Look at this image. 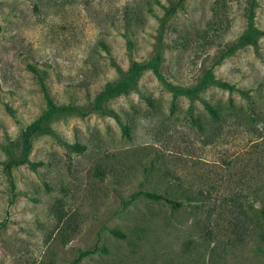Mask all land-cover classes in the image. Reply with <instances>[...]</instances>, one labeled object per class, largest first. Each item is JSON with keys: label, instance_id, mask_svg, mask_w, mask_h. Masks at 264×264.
Returning a JSON list of instances; mask_svg holds the SVG:
<instances>
[{"label": "rangeland", "instance_id": "rangeland-1", "mask_svg": "<svg viewBox=\"0 0 264 264\" xmlns=\"http://www.w3.org/2000/svg\"><path fill=\"white\" fill-rule=\"evenodd\" d=\"M246 2L185 0L160 44L169 0H0V264L80 252L77 264H264V38L213 65L244 31ZM253 10L264 30V0ZM155 54L175 86L210 70L237 91L173 97L145 71L106 103L113 115L54 116L31 138L34 166L8 175L22 130L48 109L35 74L55 107L89 108L116 67ZM140 190L178 206L140 196L123 208Z\"/></svg>", "mask_w": 264, "mask_h": 264}, {"label": "trees", "instance_id": "trees-1", "mask_svg": "<svg viewBox=\"0 0 264 264\" xmlns=\"http://www.w3.org/2000/svg\"><path fill=\"white\" fill-rule=\"evenodd\" d=\"M256 0H247L246 7L244 8L243 17L245 20V29L242 34L235 40V42L229 44L219 58L213 63V65L218 64L224 58L232 55L234 52L244 48L245 46L255 47L259 39L264 38V30H258L255 28L253 23V9L255 6ZM185 0H169L167 7L164 10L162 17L159 19V28H158V43H162L161 38L165 32L167 26V22L169 19L183 7V3ZM129 47V41H127ZM159 61L160 55L155 54V56L145 62H136L130 59L128 67L125 71L116 67V79L112 82H108L104 85L103 89L96 95L94 100L90 103L89 108L83 106H69L64 108H57L51 102L47 89L43 84V77L39 74H35L38 76V81L41 86V90L43 92V96L48 105V109L46 112L42 114V116L34 123L26 127L22 130L20 134L21 138V157L20 158H11L5 164V170L8 175H10V171L12 167L20 165V164H28L30 166H34V164L29 163L27 159L28 151L30 149V141L31 138L38 133L47 132V123L57 114H73L79 117H84L92 112H98L100 114H108L113 115L111 111L106 107V103L119 96H126L130 92L135 91L137 81L140 75L145 71H151L158 82L164 86L173 97L183 96L189 100H193L197 97V94L208 87H219L223 89H227L229 91H237L233 85L227 84L225 82H221L214 78L211 74L210 70L201 74L199 80L194 85L179 87L167 82L159 71ZM35 72L34 68H30ZM78 151H81L83 148H76ZM142 197L149 201H163L168 204L170 207H177L178 204L173 200L161 195L147 191H137L131 194L128 197L126 202L122 203V207L125 208L131 201H133L137 197ZM261 213L264 216V206L261 209ZM111 234L117 238H124V235L120 234L117 231H111ZM86 255V252H80L73 259L71 264H77L80 259H82Z\"/></svg>", "mask_w": 264, "mask_h": 264}]
</instances>
